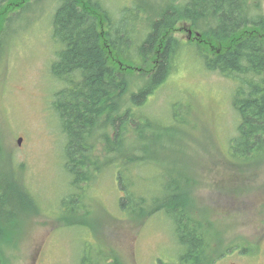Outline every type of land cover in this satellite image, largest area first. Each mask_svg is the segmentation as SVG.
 Masks as SVG:
<instances>
[{
    "label": "trees",
    "instance_id": "trees-1",
    "mask_svg": "<svg viewBox=\"0 0 264 264\" xmlns=\"http://www.w3.org/2000/svg\"><path fill=\"white\" fill-rule=\"evenodd\" d=\"M31 1L0 0V57L8 31L23 20L30 7L42 6L44 0ZM108 1L55 0L51 11L55 51L48 71L52 82L62 87L52 92L50 109L64 137L62 171L68 179L61 219L67 226H82V221H76L79 210L75 205L85 197L84 185L106 166L115 175L119 210L131 222L141 224L161 214L172 223L175 260L158 264H212L219 259L214 254L220 237L207 228L212 224L203 217L205 211L195 206L190 191L194 182L186 175L168 180L167 174L154 189L140 183L142 172L149 168L151 148L157 155L155 147L167 135L169 142L172 136L176 138L175 116L162 127L135 110L145 105L170 74L184 46L174 33L178 24L185 23L188 32L198 37L196 43L209 50L196 51L204 68L233 85L231 104L237 123L229 141L231 156L244 162L264 152V13L260 0H182L158 6L152 14L140 0H122L131 4L122 2L116 16L109 11ZM11 7L17 11L9 13ZM188 42V46H199ZM135 69L139 74L133 77ZM94 138L104 153L102 164L92 145ZM7 158L12 157L7 154ZM5 166L0 167V264H8L6 247L16 245L23 228L39 213L34 196ZM249 251L254 249L248 246ZM103 261L124 264L112 254ZM80 264L88 263L83 257Z\"/></svg>",
    "mask_w": 264,
    "mask_h": 264
},
{
    "label": "rangeland",
    "instance_id": "rangeland-1",
    "mask_svg": "<svg viewBox=\"0 0 264 264\" xmlns=\"http://www.w3.org/2000/svg\"><path fill=\"white\" fill-rule=\"evenodd\" d=\"M140 1L150 14L158 6L182 2ZM122 2L131 4L107 2L113 16ZM260 3L264 13V0ZM54 4L55 0H44L42 6L30 7L8 31L0 57V145L4 148L0 167L6 165L39 208L16 245L6 247L8 264H80L83 257L88 264H106L103 257L111 254L124 264L174 261L177 247L172 223L161 214L141 224L131 222L119 210L120 194L109 167L84 185L85 197L75 205L79 210L76 221H82V226L70 227L61 219L68 179L62 171L64 137L50 109L52 92L62 87L52 82L48 71L55 51L50 36ZM16 11L11 7L9 13ZM174 36L184 46L170 74L135 112L162 127L171 124L174 115L178 133L173 141L167 135L155 147L157 155L151 148L149 168L142 172L140 183L154 189L162 175L168 174V180L186 175L194 182L190 191L195 206L205 211L203 217L212 224L207 228L220 237L214 254L219 259L212 264H264V152L244 162L233 159L229 151L237 123L231 104L233 85L204 68L196 51L209 50L196 43L198 37L188 32L185 23L177 25ZM188 41L199 46H188ZM151 64L150 59L146 67ZM138 74L135 69L132 76ZM97 141L94 138L92 145L102 164L104 153ZM248 246L254 252H248Z\"/></svg>",
    "mask_w": 264,
    "mask_h": 264
},
{
    "label": "water",
    "instance_id": "water-1",
    "mask_svg": "<svg viewBox=\"0 0 264 264\" xmlns=\"http://www.w3.org/2000/svg\"><path fill=\"white\" fill-rule=\"evenodd\" d=\"M21 141H22L21 138H19V139L17 140L18 145H20Z\"/></svg>",
    "mask_w": 264,
    "mask_h": 264
}]
</instances>
